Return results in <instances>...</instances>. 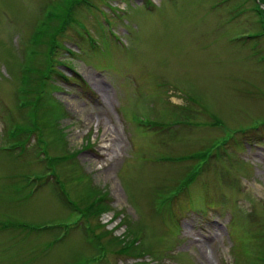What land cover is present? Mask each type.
Returning a JSON list of instances; mask_svg holds the SVG:
<instances>
[{
    "label": "rangeland",
    "instance_id": "374dc122",
    "mask_svg": "<svg viewBox=\"0 0 264 264\" xmlns=\"http://www.w3.org/2000/svg\"><path fill=\"white\" fill-rule=\"evenodd\" d=\"M61 1L0 0V264H264L255 2L89 0L33 46Z\"/></svg>",
    "mask_w": 264,
    "mask_h": 264
},
{
    "label": "trees",
    "instance_id": "16d2710c",
    "mask_svg": "<svg viewBox=\"0 0 264 264\" xmlns=\"http://www.w3.org/2000/svg\"><path fill=\"white\" fill-rule=\"evenodd\" d=\"M255 2V4L252 7V9L254 11H257V14H261V20H259L260 22V27H261V31L264 33V10H262L259 6V2L257 3L255 0H253ZM82 2L83 4L88 3L89 4V0H65L64 2L61 1V3L58 5V7L53 8L52 11L50 12V14L48 16L43 17V19L40 18V23L37 25H35L34 30L32 32V36L34 37L33 39V46L40 44L43 40H46L47 46H48V52H51V49L54 48L56 42L55 39V35L58 34V30L59 29H63L65 27V25H68L69 22H71L72 19V13L74 12L76 6H78V4ZM262 2L264 3V0H262ZM42 20V21H41ZM57 21L56 24H51V21ZM68 21V23H67ZM262 21V23H261ZM261 31L259 32V34H261ZM32 45V44H31ZM29 49H27L28 51ZM48 52L46 53V58L49 59V62L46 63V65L44 66V68L41 69V71H37L38 72V82L37 85L35 86V89L37 90H30L31 94L34 93V95H36L34 97V99L31 100L32 102V108H33V112L31 113H37L38 112V105H39V100L41 98V92L42 90H44V85H45V81L44 79L46 78V76L51 72V60L50 57L48 55ZM35 54V49L32 48V50H29L28 52H26L27 54V58L26 60L21 62V73H20V80L22 83L21 86V91L24 90L25 85L27 84V73L30 69V63H31V59H32V54ZM25 54V55H26ZM32 56V57H31ZM35 70H40V69H35ZM20 91V93H21ZM23 93H26V91H24ZM29 93V92H27ZM24 101L21 100V106L24 104ZM30 102V103H31ZM29 103V102H26ZM32 117V126H27L25 128L20 127L21 129L28 130L30 132H34L35 128H36V120L35 117L30 114ZM214 122V121H212ZM145 123V122H144ZM149 123V122H148ZM151 124V123H150ZM18 129L17 127H14L13 129ZM10 130L9 135H11L13 133V129L9 128ZM15 129V132H16ZM13 135V134H12ZM15 144H17L16 142H18L19 144L21 143V141H13ZM14 143H12V145H15ZM44 158H46V156L44 155ZM191 181V178L189 177H183L182 179L179 180V182L181 184H179V189L182 188L184 185H188V182ZM169 195V194H168ZM103 197V196H102ZM97 201H99V199L97 198ZM164 200H161L160 203H162ZM165 202V201H164ZM96 203H94L95 205ZM1 224V223H0ZM3 224V223H2ZM107 233V232H106ZM105 234V233H104ZM106 235V234H105ZM134 241H130V244H132Z\"/></svg>",
    "mask_w": 264,
    "mask_h": 264
}]
</instances>
